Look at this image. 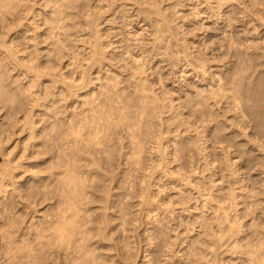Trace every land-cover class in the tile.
I'll list each match as a JSON object with an SVG mask.
<instances>
[{
  "label": "rangeland",
  "instance_id": "374dc122",
  "mask_svg": "<svg viewBox=\"0 0 264 264\" xmlns=\"http://www.w3.org/2000/svg\"><path fill=\"white\" fill-rule=\"evenodd\" d=\"M156 1L169 23L161 59L156 55L163 48L149 40L143 22L125 25L127 19L135 22L137 9L144 8L133 5L134 0H117L110 7L104 0H81L82 9L76 11L89 10L86 22L96 25L73 28L77 19L67 21L70 25L58 38L44 24L49 11L32 0L23 1L22 10H29L26 23L34 20L39 28L18 25L5 39L8 29L0 22V169L4 160L18 159L21 165L13 170L6 192H0V264H192L193 254L205 248L201 224L211 216L206 210L202 215L194 189L211 188V178L216 180L212 193L230 216L225 231L233 226L240 240L255 237L252 220L264 217V0H231L223 10L214 3L194 8L187 0ZM222 31L226 37L220 39ZM8 37L14 38L9 57L2 51ZM96 41L101 46L116 41L121 48L100 46L90 59L89 48ZM128 47L141 59V76H132L135 66L124 54ZM184 47L190 57L206 60L211 70L207 80H217L212 74L220 73L224 86L233 84L230 90L240 92L242 107L256 99V105H263L251 107L254 113L263 112L255 117L241 113L231 97L211 108L215 116L210 125L214 130L219 125L224 136L213 137L221 144L229 136L236 141L229 139L231 147L225 143L235 162L233 175L213 137L215 156L210 157L216 170L207 165L211 158L203 137L197 139L180 116L192 120L191 99L202 79L192 68L186 70L184 61L178 67L175 54L182 58ZM70 60L80 66L76 61L66 67ZM32 72L39 77L29 87ZM211 131L212 136L213 127ZM72 133L78 136L75 144ZM133 137L142 146L136 163L131 160L138 151ZM260 144V150L255 148ZM70 172L83 181L81 202H71L68 184L62 183ZM186 180L191 184L185 185ZM231 187L237 205L230 207ZM63 213L90 228L79 250L58 247L54 231ZM12 225L17 252L3 242ZM227 249H217L218 262L245 264Z\"/></svg>",
  "mask_w": 264,
  "mask_h": 264
},
{
  "label": "bare ground",
  "instance_id": "6f19581e",
  "mask_svg": "<svg viewBox=\"0 0 264 264\" xmlns=\"http://www.w3.org/2000/svg\"><path fill=\"white\" fill-rule=\"evenodd\" d=\"M23 1H25V0H0V22L1 23L5 22L7 29H8V30H6V32H4L5 34L3 33V35H4L3 38L7 39L6 35L12 30L13 27L18 26V25H20V26L26 25L27 27L31 25V27H33L35 29L39 28V24H37L34 20H33L34 22L32 21L31 24L26 23L28 20V18H26L27 17L26 14L29 12V10H27V11L22 10L23 9L22 5L24 4ZM27 1H29V0H27ZM32 1H33V4L37 3L40 7H43L49 11V13H50L49 15H48V13L45 14L44 24L49 26V32L52 34V37L58 38V36L60 35V31L65 29L66 25H68L67 21L70 22L71 20L77 19L73 22V24H71L72 26H70L73 28H77V27L82 28L83 27L84 29H86L85 28L86 24L87 23L89 24V22H86V17H88V15H89V14H87V12L89 10L86 12L87 16H85L86 15L85 12L83 13V10L86 11L87 9H83L80 12V10L82 9V8L80 9V3H81L80 1L81 0H32ZM104 1L108 2V4L106 3L107 4L106 7H110V4H113L112 2L117 1V0H104ZM126 1H128V0H126ZM183 1H185V0H183ZM187 1L190 2L191 5H194V8H196L198 5H200L202 3H206L207 5H212V3H214L215 6L219 10H221V9L223 10V8L228 6L231 2V0H187ZM180 4H181V2L176 3L175 6H178ZM133 5H142V6H144V8L142 7V8L137 9V12L135 13V16H136L135 22L133 19H127L125 21L126 22L125 25L127 27H131L133 25V23H135L137 26L140 22H143L144 25L141 28L144 32H146L147 36L149 37V40L154 44L158 43L160 45L159 47L163 48V52L156 55V56H158L159 59H161L163 57V55L166 54V48H167L166 40L168 39L167 33L169 32V23H168V20L165 16V11H163V8H160L159 6H157V5H159V3L156 0H153V1L152 0H150V1H148V0H134ZM76 9H80V10L76 11ZM42 10L44 12V9H42ZM43 12L38 13V15L43 14ZM176 12L177 11L175 10L174 13H176ZM83 16H85V17H83ZM82 18L84 19V21L86 23L82 20ZM147 21H149V23H147L149 25H146L145 22H147ZM89 25H96V24L91 23ZM68 26H67V28H69ZM93 27H95V26H93ZM25 31H27V30H25ZM78 31L79 30H77V32ZM12 34H13V32H12ZM14 34H16V36L18 37L19 32H15ZM95 36L97 37V39L100 38L98 36V30L95 31ZM224 37H226V33H225V31H222L219 38L223 39ZM82 41H83V39H82ZM7 42H9V44H7ZM13 43H14V38H9V37H8V41L4 40L2 42V45L4 46V50H2V51L8 57L11 56V54H12V49L9 46H11ZM111 45L117 46L115 48H121V45H119L116 41L115 42L114 41L109 42L106 46H103V45L101 46V43L96 41V43H93L91 45V47L89 48L90 49L89 50V52H90L89 58L90 59L94 58V56L96 55L97 49L100 46L102 48H106V47H109ZM188 49L189 48L184 47L182 58H180V56L175 54V56L178 57V59H177L178 64H179L178 67L181 68L183 65L180 64L179 62L184 61V65H186L184 67L186 68V70L189 67L192 68L194 75H197V73H200L202 75V79L199 81L200 88L195 90V94H194V96H192L193 98L191 99V104H190L191 113L190 114L192 116V120L183 117L182 114H180V116H181V118H183V122H184L186 128L189 131H192L195 134H197L196 138L199 137L198 135H200V137L201 136L203 137L202 139L204 140V143H202V144H205V147L203 145L204 150L208 149L209 150V152H208L209 157L210 156L214 157L215 156V148L212 145V137L214 134H215L214 136L217 137L219 135L221 136L223 133L219 134L221 132H218V131H221V129H219V127H218L219 125H218L215 128L216 133L218 132L217 133L218 135H217L216 133H214V131H215L214 126L210 125L212 123L213 117L215 116V115H213L214 113H212L213 110L211 108L214 107V105H216L219 101H221V100L227 101V100H230L229 98L231 97V99H232L231 101L234 100V102L236 103V104H234V102H233V105H236L237 109L241 113L244 112V113H247L248 115L252 116L251 114H253L256 111V109L254 108L255 110L253 111L252 110L253 108L251 109V107L254 104L256 105L258 100L257 99L254 100L252 98L254 101H256L253 105L251 104V106H250V104L245 103L246 106L242 107V106H244L243 105L244 102L242 103L243 100L238 96L240 93L238 91L239 90L238 88L241 86L242 83H240V82L243 81V79L241 80V78H240L239 80H241V81L236 83V84H238V86L240 83V86L238 88L235 86L238 89V90L237 89L236 90L239 92V93L236 92L237 94L235 92L231 91L233 89L232 88L233 84H232V86H230L231 88L224 86L223 82L225 80H223L224 77H223V75L221 76L220 73H213L212 74V76L216 77L217 80L213 81L214 78L211 80H207V77H206L207 72L209 73V71H211V70H210L209 66L207 67L205 65L206 60L204 58H201V57L199 59L197 57L196 58L190 57L189 53L187 52ZM175 52L177 53V52H179V50H176ZM124 54H126V56H128V58L131 59L133 66H135V67H133V70H132L133 71L132 76L135 77L137 75L141 76L142 74H144V69L140 66L141 65L140 64L141 59H138V57H136L135 49H129V47H128L125 49ZM76 61L77 60H75V61L70 60L67 63L66 67H68V66L72 67L76 63ZM77 65L80 66L79 61H77ZM184 69L181 70V72L184 73ZM31 76H32V80L29 83V87L33 86L34 81L37 77H39V74L32 72ZM63 79H65V78H63ZM231 80H233V79H231ZM231 83H233V82H231ZM201 85L206 86L207 88H203ZM248 86H250V85L248 84ZM228 88H229V90H228ZM242 89L243 88H240V90H242ZM241 92H244V91H241ZM250 97H249V99H250ZM239 99L242 100L241 103H240ZM246 100H248V99H246ZM252 102H250V103H252ZM211 104H213V105H211ZM240 104H242V105H240ZM260 105L261 104L256 105V106H258L257 108H260L261 107ZM201 106H206V107H208V109H206V111L204 109V111H203L202 110L203 108H201ZM256 106H254V107H256ZM236 107L234 106L235 109H236ZM262 107H263V105H262ZM209 109H211V110H209ZM250 109L252 112L248 113V110H250ZM260 110L261 109H259L257 111V113H254L253 116L255 114L258 115L259 113H260L259 116H261L262 111H260ZM263 117H262V119H263ZM251 119H252V117H251ZM254 119H252V120H254ZM257 119H255V121H257ZM259 120H260V122L262 121L261 119H259ZM219 121L220 120H218V122ZM243 123H244V120H243ZM256 123L259 124V121L255 122L254 124H256ZM261 123H260L261 124L260 128L264 125L263 124L264 122H261ZM220 124H221V122H220ZM212 127H213V134L211 136ZM217 127L219 130L217 129ZM251 127H253V126H251ZM187 129H186V131H187ZM222 129H224V128L222 127ZM77 137H78L77 135L72 133V137H71L72 143H74V144L76 143ZM221 137H224V136H221ZM135 138L136 137H133V140H132V142L134 143L133 150L135 149L138 151H137L136 155L131 158L133 163H136L138 161V159L140 157V153L142 151V146L140 145L139 142L134 141ZM215 138L213 137V139H214L213 141L218 142V140ZM231 138L234 139L233 142L236 145L235 138L229 136V139H231ZM222 139L224 140L227 138L225 136V138H222ZM229 139H227V140L229 143H231L230 141H232V140L229 141ZM203 140H202V142H203ZM221 142H222V140H221ZM224 142L226 144L228 143V142H226V140ZM224 142H222V143H224ZM92 143H94V141H92ZM225 143L224 144L219 143V145L221 144L220 145L221 147L220 146L219 147H220V150L225 154V158L223 157L224 160H226V162H228L226 165L225 164L224 165L226 166V169H229V172L231 173V175H233L236 173L237 170L233 171V168L230 169L231 165L234 164L235 162L232 161V158H229L230 152L228 151L229 147H231L232 145L227 144L228 146L230 145L228 147ZM213 144H216V143H213ZM222 145H226V146H222ZM261 146L262 145L260 144V145H257V147H255V148L260 150ZM200 150L202 151L203 149H200ZM205 152L206 151H204V153ZM161 153H162L161 155L164 154V152H161ZM164 155L166 156V154H164ZM206 155H208V154H206ZM174 159H175V157H174ZM211 159H209V158L207 159V161H206V162H208L207 165L213 164V169L216 170L215 159L214 158H211ZM16 161L4 160L3 163L1 164L2 169H0V181H1L0 182V192H2V193L6 192V188L9 185L11 178H12L13 170L21 167L20 164H16L17 163ZM225 166H222V167L224 168ZM232 167H233V165H232ZM223 168H218V171H220L221 173L224 172L222 170ZM225 171H227V170H225ZM71 172L69 174H67L65 178L62 179V183L68 184L67 194H68L69 200L71 202L72 201L81 202L82 197L84 196V192H83V185L84 184H83V181L76 178L74 173H71ZM215 174L216 173L212 174V176L213 175L215 176ZM209 181H210L211 188H208L205 190H200L197 187L194 189L196 196H194L193 198L195 201L198 202V200H200V202L202 203L201 204V207L203 209L202 215L204 214V211L206 210V212H208V214H210L211 216L209 218H205V220H204L205 223L201 224V227H203L204 233L206 234L205 235L206 239L203 240L205 248H201V251L198 252V254H197L198 256L196 255V253L193 254L192 264H224V262H222V261L218 262L216 260V254H217L216 251L218 248H221L223 246L224 247L226 246V248H228L227 251H229L235 257L244 258L245 264H264V217L259 216L261 219V220L259 219L260 221H258L259 217L254 218L252 220V225H254L253 235L255 237L247 238L245 240L244 239L240 240L239 235H237V234H239L240 231H239V229L236 231L233 226H230V230L228 232H226L225 231V225L226 224L230 225V223H229L230 216L228 215V212L226 211L227 206H222L221 204H219V202L216 200L215 196L212 193V188L215 186L216 180L211 178ZM187 184L190 185L191 181L186 180L185 185H187ZM250 191H252V190H250ZM229 192H230L229 200L232 201V203H230L229 205H230V207L236 206L237 204L234 203L235 199H236L234 189L231 187ZM145 204H146V206H149L150 202H146ZM188 209L189 208H183V211H187ZM75 215H78V214H75ZM202 215L200 214L199 218H201ZM59 216L60 217H59L58 221H59L60 225L58 224L59 226H56L55 231H54V236L58 240V247H60V249H63V251H64V249L68 251L69 249H71L73 247H75V250H77V249L79 250L78 247H82V245H80V244L81 243L85 244L84 240L89 238V234L91 233L90 228L88 226L86 227V228H89V233H88L87 232L88 229L86 230V228L84 227L85 226L84 223L77 216L68 217L64 213L60 214ZM199 218H196L197 222L199 221L198 220ZM11 227H12V230L7 231V233L4 235L3 242L6 243V245L8 246V249L13 248V250L12 249L11 250L14 252L15 251L17 252V251H19V247L16 245H12L15 242V240H13V238H12L13 233L15 231L13 230L14 226L12 225ZM229 232H232V233L229 234ZM233 232H236V233L234 234ZM87 234H88V236H87ZM232 237H234L233 240H232ZM29 252H32V250H29ZM87 252H89V251H87ZM32 254H33V252H32ZM34 255H33V257H34Z\"/></svg>",
  "mask_w": 264,
  "mask_h": 264
}]
</instances>
